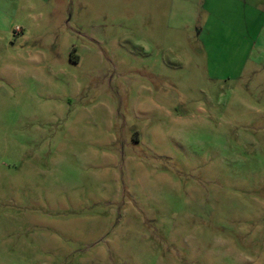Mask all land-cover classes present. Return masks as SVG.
<instances>
[{
	"label": "rangeland",
	"instance_id": "1",
	"mask_svg": "<svg viewBox=\"0 0 264 264\" xmlns=\"http://www.w3.org/2000/svg\"><path fill=\"white\" fill-rule=\"evenodd\" d=\"M229 5L0 0V264H264V35Z\"/></svg>",
	"mask_w": 264,
	"mask_h": 264
},
{
	"label": "crops",
	"instance_id": "2",
	"mask_svg": "<svg viewBox=\"0 0 264 264\" xmlns=\"http://www.w3.org/2000/svg\"><path fill=\"white\" fill-rule=\"evenodd\" d=\"M220 2H227L229 5L227 14H232L231 8H234V17L245 24V28L257 31V36L264 35V0H217ZM231 7V8H230ZM213 12L216 13V7H211ZM210 15H213L209 12ZM253 42V46L256 45Z\"/></svg>",
	"mask_w": 264,
	"mask_h": 264
}]
</instances>
